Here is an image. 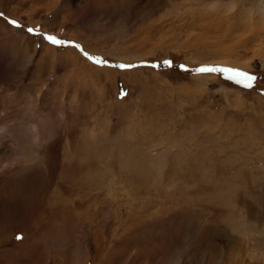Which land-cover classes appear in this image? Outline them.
<instances>
[{
	"label": "rangeland",
	"instance_id": "374dc122",
	"mask_svg": "<svg viewBox=\"0 0 264 264\" xmlns=\"http://www.w3.org/2000/svg\"><path fill=\"white\" fill-rule=\"evenodd\" d=\"M0 14V264H264V0Z\"/></svg>",
	"mask_w": 264,
	"mask_h": 264
},
{
	"label": "snow or ice",
	"instance_id": "6c2138e0",
	"mask_svg": "<svg viewBox=\"0 0 264 264\" xmlns=\"http://www.w3.org/2000/svg\"><path fill=\"white\" fill-rule=\"evenodd\" d=\"M12 23L15 24L16 21H12ZM29 31H33V29H29ZM46 38L48 41H50L54 45H65V44L72 43L70 41L58 39L57 37L52 36V35H48ZM76 47L80 48V45L77 44ZM81 51L83 50L81 49ZM83 55L95 64H107L108 63V61L104 60L103 58L94 57L87 52H83ZM164 63L167 64L168 66H172V61H164ZM153 66L159 67L160 65L159 63H157L156 65H153ZM117 67L128 69V68L135 67V65L119 64L117 65ZM181 67L186 69L187 66L181 65ZM196 71L200 73L223 74L226 77V79L235 81L237 84H242L245 88H249V89L253 87L254 82L257 81L258 79L256 75L243 71L238 68H227V67H221V66L205 65V66L197 68ZM17 239H22V236H18Z\"/></svg>",
	"mask_w": 264,
	"mask_h": 264
},
{
	"label": "bare ground",
	"instance_id": "6f19581e",
	"mask_svg": "<svg viewBox=\"0 0 264 264\" xmlns=\"http://www.w3.org/2000/svg\"><path fill=\"white\" fill-rule=\"evenodd\" d=\"M227 62V61H226ZM244 227V226H243ZM248 228V227H247ZM239 236V235H238ZM242 236V235H241Z\"/></svg>",
	"mask_w": 264,
	"mask_h": 264
}]
</instances>
